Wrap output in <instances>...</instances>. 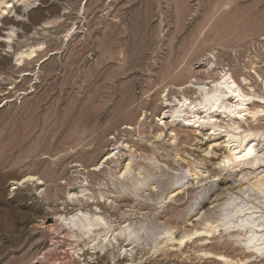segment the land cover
Masks as SVG:
<instances>
[{
    "label": "rangeland",
    "instance_id": "374dc122",
    "mask_svg": "<svg viewBox=\"0 0 264 264\" xmlns=\"http://www.w3.org/2000/svg\"><path fill=\"white\" fill-rule=\"evenodd\" d=\"M252 60L264 0H0V264H264Z\"/></svg>",
    "mask_w": 264,
    "mask_h": 264
},
{
    "label": "bare ground",
    "instance_id": "6f19581e",
    "mask_svg": "<svg viewBox=\"0 0 264 264\" xmlns=\"http://www.w3.org/2000/svg\"><path fill=\"white\" fill-rule=\"evenodd\" d=\"M259 61V60H258ZM218 64H220L219 62H218ZM258 62L257 61H254V60H252L251 61V66H253L254 65V69H255V72L262 78V80L264 81V69L262 68V67H260V66H258ZM260 65V64H259ZM21 72V71H20ZM2 74H0V77L2 78ZM200 76V75H199ZM203 78H195V76H192V78H195V82L194 83H191L190 84V82L189 81H187L186 83H182V84H177V83H175V84H177V85H172V86H175V87H177L178 88V90H177V92L181 95V96H187L188 94H191V93H197V92H199L200 93V95H203V94H205V96H208V98H209V101L212 103V106H213V108H214V106H215V103H218V102H220V101H222L223 100V96L225 97V98H227L228 97V95L229 94H234V93H237L236 94V97H247L248 95H249V91H248V88L249 87H253L254 88V86H255V80H254V77H253V75H252V73L251 74H249V75H242V77H243V80H245L246 82H247V85H243L240 81L237 83V80L236 79H234L232 82H228V80H226L225 82H222V83H218V86H216V90L214 91V94L213 95H210V93H208V91H207V89H206V84H203L205 81H206V78L207 77H209L210 79H212L214 82H216V80H217V77H218V72H216V71H214V70H208L206 73H203ZM239 77V76H238ZM191 78V79H192ZM8 79H10V78H8ZM12 79V78H11ZM233 79V77H230L229 78V80H232ZM232 84V85H231ZM233 87L235 88V89H233ZM209 90V89H208ZM224 98V99H225ZM227 100V99H226ZM230 100V101H229ZM228 100V102H226V104H225V101H224V104L225 105H221L220 106V108H223V109H225V110H230V109H232L233 107H237L239 104H237V105H235V106H233V104H231V99H229ZM186 101H188L187 99H186ZM213 101H215L214 103H213ZM186 106H189V107H193V105H195L193 102H190V103H186L185 104ZM199 105H202V104H200L199 103ZM197 107V105L196 106H194V109ZM261 107H263V109H262V111H264V105H262L261 103H257V102H254L252 105H251V107L249 108L250 110H255V115H257L258 113H257V109H259V108H261ZM208 111H210V108L208 109ZM207 111V112H208ZM258 111H260V110H258ZM167 113H165V115H166ZM164 115V116H165ZM198 115L197 114H195V117H197ZM162 119H165V117L164 118H162ZM236 121L238 120V119H235ZM247 122V121H246ZM165 124H167L166 125V127H168L169 126V129H171V127H170V125L168 124V121H165L164 122ZM248 125H249V127H251V128H256V126L254 127L252 124H249L248 123ZM172 132H173V130H172ZM253 148H250L245 154H244V159L246 160V161H251V159H252V157H251V154H252V152H253ZM111 155V154H110ZM109 155V156H110ZM109 156H107L105 159H104V161H103V163H101V165L99 164V165H96V167L94 168V169H92L90 172H95L96 170H98L99 171V169H101L105 164H107L108 162H109ZM90 175V174H89ZM92 175V174H91ZM38 179V178H37ZM36 179V180H37ZM42 183V181H40V184ZM18 183H14V185H17ZM182 199V197L179 195V194H177V199L176 200H178V201H180ZM177 201V202H178ZM88 207H90V206H93L90 202H87V204H86ZM94 205H96L97 206V208L100 206V203H98V202H96ZM100 208V207H99ZM82 223V222H81ZM83 224V223H82ZM258 241H261V239H259ZM257 241V242H258ZM249 242L250 243H252V242H254V239H251L250 238V240H249ZM260 245V244H259ZM232 246V244L230 245V246H226V247H224V246H215V245H213L210 249H212L214 252L213 253H215V256H219V254L221 253V252H225V253H229V252H235V251H237L236 249H234V248H232L231 247ZM255 246H258V245H255ZM239 252V251H238ZM237 253V252H236ZM79 263V262H78ZM77 263V264H78Z\"/></svg>",
    "mask_w": 264,
    "mask_h": 264
}]
</instances>
